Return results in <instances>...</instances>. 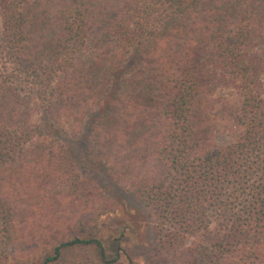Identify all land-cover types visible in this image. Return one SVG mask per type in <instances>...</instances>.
Instances as JSON below:
<instances>
[{"label": "trees", "instance_id": "obj_1", "mask_svg": "<svg viewBox=\"0 0 264 264\" xmlns=\"http://www.w3.org/2000/svg\"><path fill=\"white\" fill-rule=\"evenodd\" d=\"M0 23V247L37 245L63 214L55 189L102 193L73 162L82 143L161 246L264 264V0H0ZM97 225L56 232L31 264L76 248L132 264L122 235Z\"/></svg>", "mask_w": 264, "mask_h": 264}, {"label": "rangeland", "instance_id": "obj_2", "mask_svg": "<svg viewBox=\"0 0 264 264\" xmlns=\"http://www.w3.org/2000/svg\"><path fill=\"white\" fill-rule=\"evenodd\" d=\"M228 139L229 136L221 135L219 137L220 142H225ZM80 145L82 146V148L79 147L80 150L76 144H73L71 148L73 162L80 170L79 173L83 178H91L93 182L98 183L102 193L89 195L81 190L72 193L60 192L66 188L72 189L73 185L65 187L62 185L60 186L62 188L55 189L56 192L63 193L65 197L61 201L63 214L56 217L57 221L51 220L50 227L38 230L40 235L31 239L34 240L32 243L36 242V246L29 242L24 245L20 244L19 247L11 242L2 244L0 250L3 253L0 255V264H31L35 252V256H37L40 251L45 253L49 250V246L45 245L43 240L55 236L56 232L60 237L69 232L77 233L78 225H93L95 221L97 226L101 228V236L104 238L122 235L121 245L132 260V264H201L197 262L196 258L200 252V246L196 243L185 241L181 246L174 249L161 246L145 207L123 189L119 183L108 179L107 164L100 160V149L88 148L82 143ZM67 201H72L74 207L65 208ZM75 204L82 205L80 211ZM46 210L45 207L39 210L41 211L40 217L34 213L27 215L28 225L25 228L16 227L14 233L25 234L29 228H35V225L39 223L38 218H41L42 221L45 220ZM68 216L72 217L64 219ZM2 231L3 226H0V234ZM9 248H11L10 251ZM63 260L65 264L68 262L72 264H96L98 262L94 250L89 248H76L68 254H64ZM120 262L129 264L125 257L120 258Z\"/></svg>", "mask_w": 264, "mask_h": 264}]
</instances>
